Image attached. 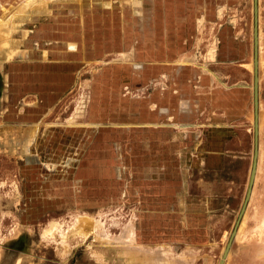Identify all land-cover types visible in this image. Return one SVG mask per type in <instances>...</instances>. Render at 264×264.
Wrapping results in <instances>:
<instances>
[{"label":"rangeland","instance_id":"1","mask_svg":"<svg viewBox=\"0 0 264 264\" xmlns=\"http://www.w3.org/2000/svg\"><path fill=\"white\" fill-rule=\"evenodd\" d=\"M24 1L0 0V9L11 14ZM89 1L97 11L82 24L75 0L44 8L34 0L25 15L13 13L20 53L0 57V264H123L92 238L68 236L65 248L57 235L39 239L51 222L66 230L75 210L105 211L109 234L117 229L108 218L132 217L136 243L168 246L180 264L189 254V264H216L251 164V1L103 0L111 16ZM258 5L256 168L223 264H264V0ZM215 216L228 225L212 228Z\"/></svg>","mask_w":264,"mask_h":264},{"label":"bare ground","instance_id":"2","mask_svg":"<svg viewBox=\"0 0 264 264\" xmlns=\"http://www.w3.org/2000/svg\"><path fill=\"white\" fill-rule=\"evenodd\" d=\"M45 1H53V0H38V2H41L39 5L37 6H41L42 8H44V6L46 7L47 4ZM60 1H65V0H60ZM77 1V0H76ZM80 1V0H78ZM88 1V0H87ZM114 1V0H113ZM141 1V0H140ZM251 1V0H250ZM34 2V0H25L24 2H22L21 8L17 9L16 11H14L16 14L18 12L23 13L25 15L27 11H24V8H31L32 7V3ZM36 3V2H35ZM34 3V4H35ZM80 3V2H78ZM133 3V2H132ZM258 3L259 0H257V12L259 11L258 9ZM36 5V4H35ZM77 5V4H75ZM83 6V5H82ZM118 6V5H117ZM73 7V6H72ZM35 8V7H34ZM41 10V9H39ZM44 10V9H43ZM0 51H4L2 52L0 57H5L8 61L14 59V55L16 54L18 56V54L20 53V51H18L17 49H15L13 46H11V34L12 32L14 33L13 29L16 27H13V21H14V12L12 11V13L10 14L9 10L1 8L0 9ZM117 11V10H116ZM252 12V9H251ZM22 14V15H23ZM19 15V14H18ZM142 18V17H141ZM133 30V29H132ZM258 31V29H257ZM252 32V31H251ZM259 36V34H258ZM213 39V38H212ZM214 43H212L211 45H209L207 48V54L205 56V61L207 62H211L213 61L214 58ZM252 49V48H251ZM123 53V52H122ZM132 54V53H131ZM44 55V53H43ZM117 57V56H116ZM114 57V59L116 60L117 58ZM130 55L129 53L126 54H119L118 58L119 60H123V61H128ZM131 58V57H130ZM183 58V57H182ZM114 60V61H115ZM122 61V62H123ZM2 62V61H1ZM0 62V63H1ZM91 62V61H90ZM101 62V61H100ZM119 62V61H118ZM4 63V61H3ZM95 63V62H94ZM93 63V64H94ZM97 63V62H96ZM102 63V62H101ZM114 63V62H112ZM221 64V63H220ZM219 64V65H220ZM2 66V65H1ZM252 67V66H251ZM96 69V68H94ZM252 69V68H251ZM215 74V73H214ZM87 77V76H86ZM11 82V81H10ZM79 83V82H78ZM77 83V85H78ZM84 84V83H83ZM185 86V85H184ZM84 88V86H83ZM140 90V89H138ZM143 90V89H142ZM74 94V93H73ZM137 94V92L135 93ZM6 95V94H5ZM84 95V94H83ZM10 98V97H9ZM74 98V97H73ZM95 99V98H94ZM80 100V98H79ZM78 100V101H79ZM23 102V101H22ZM81 102V101H80ZM72 105V104H71ZM77 105V103H76ZM75 105V106H76ZM74 110V108H73ZM1 112V111H0ZM76 113V112H75ZM2 114V112L0 113V115ZM73 117V116H72ZM67 119V118H66ZM78 120V119H77ZM62 121V120H61ZM66 121V120H65ZM75 121V120H74ZM48 122V121H47ZM67 122H69L66 125L69 126H78L77 124H71L70 123V118L69 120H67ZM59 123V122H58ZM33 124V123H32ZM71 124V125H70ZM37 126V125H36ZM34 127V126H33ZM72 129V128H71ZM178 129V128H177ZM184 129V128H183ZM41 130V129H40ZM181 130V129H180ZM88 131V130H87ZM52 133V132H51ZM56 133V132H55ZM82 133V132H81ZM84 133V132H83ZM67 134V133H66ZM92 134V133H91ZM125 134V133H124ZM30 139L27 140L23 147L24 149L28 147V145L31 143V141L33 140V132H31L30 130ZM59 136V135H58ZM80 138V137H79ZM53 139V138H52ZM73 140V139H72ZM75 140V139H74ZM88 141V140H87ZM146 141V140H145ZM84 143V142H83ZM88 144V143H87ZM56 145V144H55ZM182 145V144H181ZM42 147V146H41ZM80 147V146H79ZM62 148V147H61ZM69 148V147H68ZM85 148V147H84ZM39 149V148H38ZM27 151V150H25ZM252 151V150H251ZM82 153V152H81ZM56 154V153H55ZM61 154V152H60ZM52 155V154H51ZM61 158V157H60ZM251 158H252V154H251ZM40 163V162H39ZM60 164V163H59ZM44 167V166H43ZM59 170V169H57ZM71 170V169H69ZM76 170V169H75ZM70 172V171H69ZM44 174V172H43ZM49 174V173H48ZM45 175V174H44ZM68 179V178H67ZM66 179V180H67ZM69 181V180H68ZM54 182V181H52ZM50 183V182H49ZM12 184V183H11ZM10 184V185H11ZM51 184V183H50ZM60 184V183H59ZM75 184V183H74ZM74 186V185H73ZM242 187V186H241ZM68 188V187H67ZM60 190V189H59ZM235 193V191H234ZM52 195V194H51ZM55 196V195H54ZM61 196V194H60ZM62 197V196H61ZM55 199V198H54ZM250 200V199H249ZM70 207V206H69ZM114 207V206H113ZM109 208V207H108ZM67 209V208H66ZM106 209V208H105ZM110 209V208H109ZM68 210V209H67ZM104 210V209H103ZM114 210V209H112ZM107 211V210H106ZM131 211V210H130ZM73 212V211H72ZM105 211H98L97 213L94 215H86L84 213H78L76 212V210L73 213V217L71 222L66 226V230L64 228L63 225H61L60 223L57 222H51L48 224L47 227H45L43 230H41L40 233V238L41 240H46L47 239H56V235L58 236L57 238H59V241H57L59 243V246L61 245L62 248L66 247V243H67V239L68 236L71 237L73 236L76 240L78 241H84L86 239L92 238V243H96L98 246L100 247H105L107 246H111L112 248H114L115 254L117 256H119L120 258H122L124 260L123 264H159L160 262H158L159 258H162L163 260V264H180L181 263V259L179 260L178 258H175L176 256L171 252L170 250H168V246L166 247H162L161 245H157L154 247H149V246H143L140 245L138 243H136V241L134 240V229H133V219L132 217H129L127 220H125L124 222L120 223L115 221V218H108V220L111 222L110 227L111 228H116L117 229V234H109L107 232V230L105 229V224H104V219H106L107 215L104 214ZM153 213V212H152ZM221 213V212H220ZM70 214V213H69ZM118 215V214H117ZM113 216V215H112ZM118 217V216H117ZM216 217V216H215ZM210 218V217H209ZM214 218V217H213ZM71 219V218H70ZM120 219V218H119ZM217 220H213L212 222H210L211 224H209L212 226V228H217V227H222L228 225V220L224 219L223 216H220V218H217ZM50 220V219H49ZM58 220V218H57ZM151 222V221H150ZM185 224V223H184ZM136 227V226H135ZM2 232V231H1ZM19 228H12L10 235H12V238H16L19 235ZM113 233V232H112ZM225 234V233H224ZM236 234V233H235ZM3 236V235H2ZM72 237V238H73ZM227 237V236H226ZM2 238V237H1ZM0 238V239H1ZM4 237L3 241H7L8 238ZM225 237H222L219 242L223 243ZM74 239V241H75ZM226 239V238H225ZM2 241V240H1ZM77 241V242H78ZM87 241V240H86ZM226 241V240H225ZM32 242V241H31ZM48 242V241H47ZM73 242V241H72ZM90 243V242H89ZM215 244L218 243L217 241L214 242ZM220 243V244H221ZM2 244V243H1ZM52 244V243H51ZM71 244V243H70ZM69 244V245H70ZM82 244V243H81ZM48 245V244H47ZM56 246V245H55ZM58 246V247H59ZM170 249H171V245ZM61 248V249H62ZM85 249V248H84ZM69 251V249H68ZM61 252V251H60ZM65 252V250H64ZM182 252V251H181ZM229 252V251H228ZM58 253V252H57ZM62 253V252H61ZM222 253V251H221ZM56 254V253H55ZM90 255V254H89ZM177 255V254H176ZM60 256V254L58 255V257ZM93 257H96L98 259H100L101 261V256L95 253H92ZM186 256V255H185ZM64 257V256H63ZM62 257V260H63ZM66 257V256H65ZM183 257V256H182ZM60 258V257H59ZM58 258V259H59ZM226 258V257H225ZM91 259V258H90ZM94 259V258H93ZM185 262H187V264L191 263L192 261V257L189 254V256H186V258H184ZM217 259V258H216ZM61 260V261H62ZM20 261V260H19ZM65 261V260H63ZM99 261V262H100ZM219 260L216 261V264L218 263ZM226 261V259H225ZM224 261V262H225ZM93 262V261H92ZM106 263V262H105ZM18 264V263H17ZM99 264V263H98ZM110 264V263H109ZM161 264V263H160Z\"/></svg>","mask_w":264,"mask_h":264},{"label":"water","instance_id":"3","mask_svg":"<svg viewBox=\"0 0 264 264\" xmlns=\"http://www.w3.org/2000/svg\"><path fill=\"white\" fill-rule=\"evenodd\" d=\"M251 9H252V28H251V39H252V158L251 164L247 179V184L239 208L236 219L233 223L231 231L228 235L220 259L217 264H223L225 257L227 256L230 244L235 236L237 226L240 222V219L245 211L249 196L251 193V187L253 184V178L256 168V159H257V128H258V101H257V65H258V21H257V0H251Z\"/></svg>","mask_w":264,"mask_h":264},{"label":"crops","instance_id":"4","mask_svg":"<svg viewBox=\"0 0 264 264\" xmlns=\"http://www.w3.org/2000/svg\"><path fill=\"white\" fill-rule=\"evenodd\" d=\"M84 1L85 0H80V1H76L75 0V4H77L76 5V7H75V9L78 11V14H79V16H78V18H79V23H83V20H84V17H83V15L82 14H91V13H94L93 11H97V10H94L93 8H95L94 6H93V4H91L90 5V1L88 0V3H84ZM87 1V0H86ZM78 2H80V3H78ZM94 2H97L98 3V6H99V8L101 9V10H98L99 12H102V13H104L105 15H108V16H111L110 15V5L107 3V2H105V1H103V0H93V3ZM141 2V1H140ZM92 3V2H91ZM136 3V2H135ZM134 3V4H135ZM132 4V2L130 3V5ZM83 5V6H82ZM259 6V5H258ZM125 8V7H124ZM69 18V17H68ZM65 39H68V37H65ZM70 51H75V47L72 45L70 48L68 47L67 48V51H66V53L64 54L65 55V57L68 55V54H72L73 52H70ZM59 59H61V57H59Z\"/></svg>","mask_w":264,"mask_h":264},{"label":"flooded vegetation","instance_id":"5","mask_svg":"<svg viewBox=\"0 0 264 264\" xmlns=\"http://www.w3.org/2000/svg\"><path fill=\"white\" fill-rule=\"evenodd\" d=\"M0 88H1V86H0Z\"/></svg>","mask_w":264,"mask_h":264}]
</instances>
